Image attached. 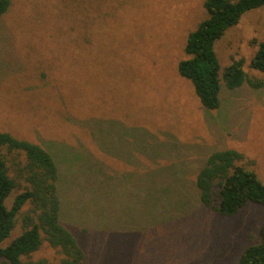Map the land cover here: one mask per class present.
Here are the masks:
<instances>
[{"label": "rangeland", "instance_id": "obj_1", "mask_svg": "<svg viewBox=\"0 0 264 264\" xmlns=\"http://www.w3.org/2000/svg\"><path fill=\"white\" fill-rule=\"evenodd\" d=\"M203 1L10 0L0 17V132L55 157L61 221L86 264H235L259 241V204L220 216L192 186L217 150L240 153L264 185V87L222 82L220 106L206 110L177 73ZM261 41L264 5L215 42L220 75L243 59L264 80L249 68ZM85 153L90 186L70 176ZM39 259L61 255L43 242Z\"/></svg>", "mask_w": 264, "mask_h": 264}, {"label": "trees", "instance_id": "obj_2", "mask_svg": "<svg viewBox=\"0 0 264 264\" xmlns=\"http://www.w3.org/2000/svg\"><path fill=\"white\" fill-rule=\"evenodd\" d=\"M263 5L264 0L203 1L207 18L188 32L183 48L185 57L177 63V73L191 83L204 109L220 106L222 82L228 90L245 82L252 89L264 87V80L246 75L243 59L233 61L220 75L214 49L215 42L244 13ZM9 6L10 0H0V17ZM249 68L264 73V41L251 56ZM72 167L70 176H77L90 186L94 165L88 154ZM61 178L62 170L51 152L29 140L0 132V264H50L46 259L32 260L43 242L58 251L60 264H86V254L61 221ZM192 186L201 205L220 216L232 217L250 202L262 207L259 241L247 245L235 264H264V185L243 156L234 150L211 152ZM14 191L17 192L8 207L7 198ZM17 225L20 232L10 239Z\"/></svg>", "mask_w": 264, "mask_h": 264}]
</instances>
